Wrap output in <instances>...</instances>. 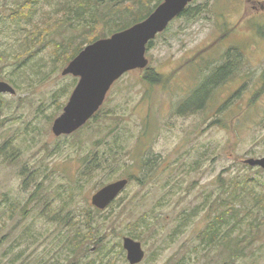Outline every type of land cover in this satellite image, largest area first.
I'll return each instance as SVG.
<instances>
[{
  "label": "rangeland",
  "instance_id": "374dc122",
  "mask_svg": "<svg viewBox=\"0 0 264 264\" xmlns=\"http://www.w3.org/2000/svg\"><path fill=\"white\" fill-rule=\"evenodd\" d=\"M71 2L42 0L27 20L15 13L23 0H0V81L15 90L0 96V264H69L68 239L88 213L101 224L108 264H128L122 238L133 230L145 252L140 264L228 261L224 246L201 237L217 209L218 179H258L244 161L264 157V0H193L190 15L172 20L145 53L161 84L144 82L146 70L130 71L112 85L97 117L55 137L52 124L78 82L61 75L70 61L56 45L97 34H86L87 13L71 17ZM225 65L205 102L188 107ZM98 154L110 167L82 177ZM259 175L264 186V170ZM129 177L112 212L94 213L91 196ZM250 205L240 209L243 231L233 238L246 233L247 221L264 222ZM256 226L258 236L233 264H264V223ZM97 250L88 244L82 260L101 264Z\"/></svg>",
  "mask_w": 264,
  "mask_h": 264
},
{
  "label": "trees",
  "instance_id": "16d2710c",
  "mask_svg": "<svg viewBox=\"0 0 264 264\" xmlns=\"http://www.w3.org/2000/svg\"><path fill=\"white\" fill-rule=\"evenodd\" d=\"M40 1L42 0H23L24 4L21 5L19 3V9L15 12L17 13V17H24V19L29 20V18L34 15L35 5ZM207 1L208 0H206V2ZM162 2L163 0H72L66 7L71 17L73 16L75 21H80L83 20V16L87 13L90 20L86 25V34L92 33L93 35L95 31L97 34L92 37L88 36L89 38H86L85 35L78 34L75 35V37L67 39L65 42L63 38V42L60 45L57 44L56 48H62V56L66 54L65 64H67L78 55L86 44L106 38L111 34L128 29L145 20ZM190 5L191 4H189L178 17L189 16L191 12ZM100 9H103L104 12L102 13ZM151 44V42L147 44L146 51ZM227 69V65L216 69L215 72L194 91L187 101V106L200 107L214 88V85H218L221 76L227 74ZM145 70L143 76L144 82L151 85L162 83L161 75L155 70L149 67ZM262 91H264V88ZM1 112L2 106L0 105V115ZM98 113L99 111L92 118L97 117ZM119 146L117 147L119 148ZM120 148L122 149L121 146ZM111 151L112 150H110V152ZM103 155L104 154H98L96 158L92 156L91 159L87 160L83 165L81 176H89L95 169L99 171L101 169H106V167L109 168V159ZM255 169L257 170L258 179L251 177V175H246L239 181L232 180L230 183L224 182L221 177L218 179L221 184V195L216 198L218 201L217 209L215 210L212 220L203 231L201 240L207 243L209 247L211 245L217 246L220 244L224 246L226 254L228 253V261H223L222 264H233V256H241V254H244V250L250 246L252 241L258 236V228L256 225L264 223H260L258 219L250 222L247 221L246 224L248 229L246 233L235 238L231 235L235 229H239L240 232L243 231V227H241L243 219L240 218V209H248V204H250V202L252 204L250 205L252 210L263 212L261 221L264 220V186L259 180V174L262 170L259 168ZM132 179V177L128 178L129 181ZM227 183L229 184L227 185ZM258 186L261 187V190L258 189ZM114 202L108 207L111 212L113 209L111 207ZM93 211L96 214L103 213L95 209ZM92 214L88 213V217L83 218L82 225H79L80 227L77 225L73 230V234L68 239V254L66 258L69 264H99L93 260L90 262L82 260V258H85L84 249L90 243H94V245L98 246L97 252L101 255L99 259V261L102 262L101 264H108L109 261L111 262L105 249L106 247H104L106 237L100 233L101 224L94 220V218H90ZM137 223L139 227L141 225H146L143 218L138 219ZM251 227L253 229H251ZM3 228L4 227L0 225V233ZM223 228L229 230V233H227V231L223 233ZM127 236L136 241H140V236L136 233V230L130 231ZM80 247H82L83 253H80Z\"/></svg>",
  "mask_w": 264,
  "mask_h": 264
},
{
  "label": "water",
  "instance_id": "95a60500",
  "mask_svg": "<svg viewBox=\"0 0 264 264\" xmlns=\"http://www.w3.org/2000/svg\"><path fill=\"white\" fill-rule=\"evenodd\" d=\"M192 0H163L143 21L128 29L98 39L73 58L61 75H71L78 82L62 113L54 120L51 132L55 137L69 136L83 127L100 109L111 86L124 74L148 66L146 46L178 17ZM15 95L14 88L0 81V95ZM244 164L264 170V157L249 158ZM127 179H119L97 190L90 199L92 207L105 210L127 187ZM128 264H140L145 252L140 242L122 238Z\"/></svg>",
  "mask_w": 264,
  "mask_h": 264
}]
</instances>
